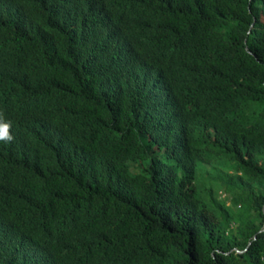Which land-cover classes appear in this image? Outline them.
I'll return each instance as SVG.
<instances>
[{"label": "trees", "instance_id": "1", "mask_svg": "<svg viewBox=\"0 0 264 264\" xmlns=\"http://www.w3.org/2000/svg\"><path fill=\"white\" fill-rule=\"evenodd\" d=\"M0 264H264V0H0ZM221 196H220V195Z\"/></svg>", "mask_w": 264, "mask_h": 264}, {"label": "clouds", "instance_id": "2", "mask_svg": "<svg viewBox=\"0 0 264 264\" xmlns=\"http://www.w3.org/2000/svg\"><path fill=\"white\" fill-rule=\"evenodd\" d=\"M11 36V27L0 22V47H5ZM41 86L24 76L0 81V138H13L11 124L15 115L22 109L28 97Z\"/></svg>", "mask_w": 264, "mask_h": 264}, {"label": "water", "instance_id": "3", "mask_svg": "<svg viewBox=\"0 0 264 264\" xmlns=\"http://www.w3.org/2000/svg\"><path fill=\"white\" fill-rule=\"evenodd\" d=\"M261 209L264 212V203L262 204ZM262 226H264V221L262 222Z\"/></svg>", "mask_w": 264, "mask_h": 264}, {"label": "rangeland", "instance_id": "4", "mask_svg": "<svg viewBox=\"0 0 264 264\" xmlns=\"http://www.w3.org/2000/svg\"><path fill=\"white\" fill-rule=\"evenodd\" d=\"M220 195V194H219ZM221 196V195H220Z\"/></svg>", "mask_w": 264, "mask_h": 264}]
</instances>
